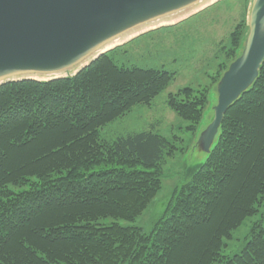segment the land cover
I'll list each match as a JSON object with an SVG mask.
<instances>
[{
    "label": "trees",
    "instance_id": "obj_1",
    "mask_svg": "<svg viewBox=\"0 0 264 264\" xmlns=\"http://www.w3.org/2000/svg\"><path fill=\"white\" fill-rule=\"evenodd\" d=\"M114 50L73 76L0 86V264H264V63L146 232L130 223L161 190L176 147L153 131L109 142L101 130L150 104L175 74L119 65ZM168 99L196 132L206 97L187 87Z\"/></svg>",
    "mask_w": 264,
    "mask_h": 264
},
{
    "label": "rangeland",
    "instance_id": "obj_2",
    "mask_svg": "<svg viewBox=\"0 0 264 264\" xmlns=\"http://www.w3.org/2000/svg\"><path fill=\"white\" fill-rule=\"evenodd\" d=\"M252 2L219 0L175 25L147 32L112 52L119 65L164 69L175 74L150 104L136 105L101 130L102 138L109 142L131 133L153 131L171 140L176 147L161 166V190L130 224L150 232L162 217L173 190L189 179L191 168L206 160L208 153L194 145L200 131L214 117L216 84L244 45ZM236 28L240 32L232 36ZM236 37L238 46L234 43ZM187 87L196 97L205 96L207 100L196 132L188 130L191 123L181 118L168 103L170 94ZM256 219L257 216L247 219L233 233V239L227 242L224 250L226 256L243 248Z\"/></svg>",
    "mask_w": 264,
    "mask_h": 264
},
{
    "label": "water",
    "instance_id": "obj_3",
    "mask_svg": "<svg viewBox=\"0 0 264 264\" xmlns=\"http://www.w3.org/2000/svg\"><path fill=\"white\" fill-rule=\"evenodd\" d=\"M190 1L192 0H0V86L14 81H49L73 76L121 45L147 32L175 25L219 0L197 9L175 23L139 33L100 53L69 75L47 80L13 78L24 72L53 73L69 67L109 37ZM263 63L264 0H253L244 45L217 82L214 117L197 136L194 146L200 151L208 155L211 153L227 110L255 83Z\"/></svg>",
    "mask_w": 264,
    "mask_h": 264
},
{
    "label": "bare ground",
    "instance_id": "obj_4",
    "mask_svg": "<svg viewBox=\"0 0 264 264\" xmlns=\"http://www.w3.org/2000/svg\"><path fill=\"white\" fill-rule=\"evenodd\" d=\"M214 1L216 0H192L183 6L152 16L151 18L141 21L133 25L132 27L104 40L97 47L91 49L86 55L74 62L73 65L65 67L64 69L55 71L53 73L24 72L20 73L21 75H17L13 78L32 77L39 80H47L53 77L69 75L77 71L81 66L87 64L90 60L95 58L100 53L130 40L139 33L159 27L161 25L175 23L179 19L186 17L190 13Z\"/></svg>",
    "mask_w": 264,
    "mask_h": 264
}]
</instances>
